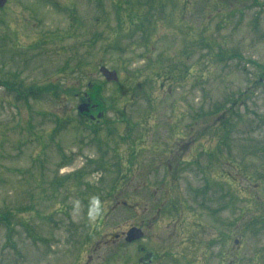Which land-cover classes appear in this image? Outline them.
Returning <instances> with one entry per match:
<instances>
[{"label": "rangeland", "instance_id": "obj_1", "mask_svg": "<svg viewBox=\"0 0 264 264\" xmlns=\"http://www.w3.org/2000/svg\"><path fill=\"white\" fill-rule=\"evenodd\" d=\"M141 248L264 264V0H9L0 264H140Z\"/></svg>", "mask_w": 264, "mask_h": 264}, {"label": "water", "instance_id": "obj_2", "mask_svg": "<svg viewBox=\"0 0 264 264\" xmlns=\"http://www.w3.org/2000/svg\"><path fill=\"white\" fill-rule=\"evenodd\" d=\"M7 1L8 0H0V9H2L6 6ZM100 73L108 83H117L119 81L118 75L116 72H111L106 68H101ZM79 112L81 114L88 113L89 112V105L79 106ZM98 117L101 118V115H99ZM143 237H144V234H143L142 230L137 229V228H133L127 233L126 242L127 243H133L135 241L141 240Z\"/></svg>", "mask_w": 264, "mask_h": 264}, {"label": "flooded vegetation", "instance_id": "obj_3", "mask_svg": "<svg viewBox=\"0 0 264 264\" xmlns=\"http://www.w3.org/2000/svg\"><path fill=\"white\" fill-rule=\"evenodd\" d=\"M90 116L91 115H89V117ZM124 206H127V205L124 204ZM123 238H124V236H123ZM119 239L120 238L118 237L117 240H119ZM133 245H135V244H133ZM129 246H132V245H129ZM141 252H142V257L139 259L140 264H154L155 259H156L155 253L149 252L148 250H146V248H141Z\"/></svg>", "mask_w": 264, "mask_h": 264}]
</instances>
